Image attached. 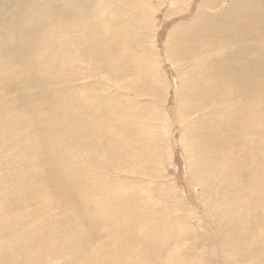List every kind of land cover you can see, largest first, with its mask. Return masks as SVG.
<instances>
[{"label":"rangeland","instance_id":"374dc122","mask_svg":"<svg viewBox=\"0 0 264 264\" xmlns=\"http://www.w3.org/2000/svg\"><path fill=\"white\" fill-rule=\"evenodd\" d=\"M8 56L0 264H48L51 230L53 264H264V128L225 100L264 81V0H0Z\"/></svg>","mask_w":264,"mask_h":264},{"label":"bare ground","instance_id":"6f19581e","mask_svg":"<svg viewBox=\"0 0 264 264\" xmlns=\"http://www.w3.org/2000/svg\"><path fill=\"white\" fill-rule=\"evenodd\" d=\"M121 5V4H120ZM74 15H75V13H74ZM73 15V16H74ZM203 22H205V21H203ZM206 23V22H205ZM103 26H104V24H103ZM202 32H200L201 34H206V32L208 31V29L206 28V25H204L203 27H202ZM93 30V29H92ZM90 31V30H89ZM98 31V30H97ZM91 33V32H90ZM100 34V32L98 31L97 33H96V35H94V34H92L91 33V38H94V37H98L99 35H97V34ZM197 37V36H196ZM203 39H207V35H205L204 36V38ZM203 39H200L199 40V38H197L196 40H198L200 43L202 42L203 43ZM106 43V42H105ZM208 43V42H207ZM100 46V45H99ZM212 46V45H211ZM213 47V46H212ZM100 52V51H99ZM65 53H68L69 54V52L67 51V52H65ZM64 54V53H63ZM105 58H109V59H111V60H113L112 59V57H111V55H114V52H113V50H107L105 53ZM111 54V55H110ZM235 55V54H234ZM63 56V55H62ZM70 56V55H69ZM201 56V55H200ZM229 56H233V55H226V57H229ZM66 57V56H65ZM225 57V58H226ZM67 58V57H66ZM42 60H43V58H36V60H35V64H36V66H35V68L37 69V67L43 72V73H47V71L49 70L48 69V66L46 67V65H44L43 64V62H42ZM10 62H13V63H15V64H17V61L16 60H12V57H10V56H8V57H5V58H2L1 59V61H0V65H1V68L2 69H12L14 66H11L10 65ZM16 67L18 66V64L17 65H15ZM27 67H25V69H26ZM42 68H44V70H42ZM25 69H24V71H25ZM7 72V71H6ZM5 72V73H6ZM13 73V72H12ZM12 75V74H11ZM13 75H14V73H13ZM39 81L38 82H42V83H44V79H42V77H39ZM250 81H252L251 82V84H250ZM232 86H234V85H231V84H229L228 85V87H232ZM235 89H236V91L235 92H232V93H230V94H228V95H226V97H225V100H228L227 98L228 97H230V100H234L235 98H239V97H242V99H243V101L245 100H247V99H249V98H252V101H249L247 104H246V106H245V108L247 109V110H249V112H251V113H253V114H247V115H250L249 116V118H248V122H247V127L248 128H250L251 129V131H252V133L253 134H255L256 135V133H259V132H261L262 131V129L264 128V122H263V120H262V117H263V115L264 114H261V113H259V111H261L262 113H264V81L262 80V79H260V78H258V77H256V76H254V77H250V78H246V79H244V80H242L240 83H239V85H237L236 87H235ZM65 97V96H64ZM242 99H239L238 100V102H240ZM205 101H206V103H211L212 102V98L211 97H209V96H207L206 97V99H205ZM204 102V101H203ZM62 104V103H61ZM60 104V105H61ZM61 110H63L64 112H67L68 111V108H66V107H64V109H61ZM71 112H73V111H71ZM52 126L54 127V126H57L56 124H52ZM51 126V127H52ZM213 130H215V135H218V134H220L221 133V131H226V128H223L222 127V129L220 128V125H217V126H215V127H213L212 128ZM214 135V136H215ZM210 137V139H209V141L210 140H212L211 138V136H209ZM220 145L223 147H225V146H228L229 145V138H225L224 140H222L221 141V143H220ZM119 146V145H118ZM38 149V152L39 153H41L42 155H44V157H46V158H48L47 159V163H49V153H50V149H49V147L47 146V145H39V147H37ZM205 149H207L208 150V152H213L214 151V147H212V146H207V145H205ZM206 153V152H205ZM60 156H61V158L62 159H66V157L64 156V154H60ZM68 158V157H67ZM63 161V160H62ZM62 161H60V163H62ZM94 163H95V161H94ZM93 163V164H94ZM92 164V165H93ZM97 167V166H96ZM86 170V169H85ZM124 197V196H123ZM1 208H3V207H1ZM113 209H114V213H113V215H110V216H112V217H114L115 219H116V221L118 220V218H119V216H121V214L123 213V211L121 210V209H124L125 210V208H118V209H115L114 207H112ZM126 211V210H125ZM33 219V218H32ZM118 222V221H117ZM68 224H70V222L68 223ZM73 224V223H72ZM71 224V225H72ZM46 229V228H45ZM120 229V228H119ZM61 230V229H60ZM39 232H40V230H34V233H32V234H34V238L33 237H29V238H27L25 241L27 242V243H29L30 242V238H31V240H36L37 242H38V234H39ZM58 232H59V230H51L50 231V233L49 234H47L46 236H45V238H44V241H43V243H49L50 245H51V248L54 250V254H53V256L51 257V258H49V261H48V264H53L54 263V261H56V260H58L57 258H59V259H64V256L63 255H61L59 252H58V250H57V252H56V249L58 248V244H59V241H58V236L60 235V234H58ZM121 232V231H120ZM64 233H66V231H64ZM117 233V232H116ZM121 233H123V232H121ZM37 234V235H36ZM69 234V233H68ZM72 235V234H71ZM81 235H83V234H81ZM28 236V235H27ZM80 236V235H79ZM118 236V238H119V235H117ZM46 237H48L47 239H46ZM67 237L69 238V236L67 235ZM71 237V236H70ZM77 237V235H75V238ZM116 237V234H115V236H114V238ZM83 238H85V236H83ZM118 238H116V239H118ZM85 240V242H86V244H87V240H86V238L84 239ZM119 241V240H118ZM112 242V241H111ZM75 243V242H74ZM122 243V242H121ZM73 244V243H72ZM121 245H123V244H121ZM120 245V246H121ZM125 245V244H124ZM123 245V246H124ZM41 246H44L43 244L41 245ZM73 246H74V244H73ZM75 248L77 249V250H75L74 252H73V254H71V256L73 257V256H77V255H79L81 252H82V245H80V244H78V243H76V246H75ZM28 251V250H27ZM259 253V252H258ZM64 254V253H63ZM124 254V253H123ZM122 254V255H123ZM68 255V254H67ZM152 258V257H151ZM44 259H45V257H44ZM47 261V260H46ZM62 261V260H61ZM77 262H74V264H81V263H83L84 261H82L81 259L80 260H76ZM125 263V262H124ZM67 264H73V263H71V262H68Z\"/></svg>","mask_w":264,"mask_h":264}]
</instances>
